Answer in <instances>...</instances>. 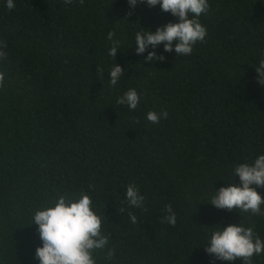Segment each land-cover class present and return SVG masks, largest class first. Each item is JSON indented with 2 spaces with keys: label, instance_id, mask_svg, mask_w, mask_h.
<instances>
[{
  "label": "trees",
  "instance_id": "obj_1",
  "mask_svg": "<svg viewBox=\"0 0 264 264\" xmlns=\"http://www.w3.org/2000/svg\"><path fill=\"white\" fill-rule=\"evenodd\" d=\"M14 3L10 10L0 0V264H39L35 211L82 191L109 237L93 253L97 264H243L205 248L228 224L253 226L264 240V216L209 203L215 190L240 183L238 163L264 154V85L255 71L264 58V0H209L199 17L205 40L186 56L161 43L154 51L163 61L144 60L151 46L134 49L136 32L178 22L159 4L137 3L128 15V0ZM116 63L125 74L112 86ZM129 88L140 94L135 110L116 102ZM164 110L158 124L146 119ZM129 183L147 211L127 204ZM257 191L264 196V187ZM169 204L174 226L161 223ZM252 264H264V254Z\"/></svg>",
  "mask_w": 264,
  "mask_h": 264
},
{
  "label": "clouds",
  "instance_id": "obj_2",
  "mask_svg": "<svg viewBox=\"0 0 264 264\" xmlns=\"http://www.w3.org/2000/svg\"><path fill=\"white\" fill-rule=\"evenodd\" d=\"M79 2L83 4L84 0ZM72 3L73 0H63L64 5ZM128 3L130 8L128 15L132 14L131 10L137 3H146L149 7L159 4L162 11L170 12L178 18V22L170 21L158 26L155 31L149 29L146 32H136L135 51L143 54L150 46L153 49L144 57L146 61L165 59L163 55H157L154 51L161 43L165 52L174 50L178 56H186L192 53L197 42L205 40L207 29L199 17L209 11V0H128ZM6 7L13 9L14 0H6ZM113 37L114 32L109 31L107 39L112 41V46L108 54L116 57L120 45ZM6 48L7 42L0 41V60L7 58ZM255 71L258 82L264 85V58L255 65ZM124 74V68L116 63L109 73L110 84L115 86ZM4 78V72L0 71V87L3 86ZM139 101L140 94L135 88H129L116 102L119 105H127L129 110H135ZM162 118H168L166 110L160 113L149 111L146 116L153 124H158ZM237 175L240 183H229L228 186L215 190L209 203L218 209L229 211L235 209L240 213L264 216V211L261 210L264 196L257 191L258 188L264 187V154L259 155L252 163H238L234 169V177ZM89 188L94 189V184H90ZM144 199L135 183L127 185L126 201L130 207L147 211ZM92 203L91 196L82 191L75 198L60 195L52 205L35 211L32 223L38 225L37 231L42 241V246H38L35 251V258L39 260V264H97L93 253L104 249L109 237L102 234V219L93 211ZM123 211V208L118 209V212ZM165 211L167 215L161 217V223L174 226L176 213L172 206L165 205ZM128 216L133 224L137 223V216L132 211L128 212ZM207 244L206 253L214 255L219 260L235 261L239 258L243 264H252L254 255L264 254V240L254 231L253 226L241 223L215 228ZM114 255V250L110 249L104 258L110 260Z\"/></svg>",
  "mask_w": 264,
  "mask_h": 264
}]
</instances>
